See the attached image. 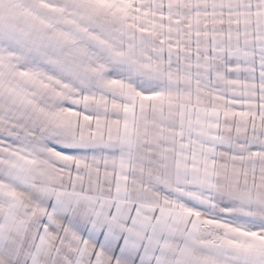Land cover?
<instances>
[{
  "label": "snow or ice",
  "instance_id": "snow-or-ice-1",
  "mask_svg": "<svg viewBox=\"0 0 264 264\" xmlns=\"http://www.w3.org/2000/svg\"><path fill=\"white\" fill-rule=\"evenodd\" d=\"M0 264H264V0H0Z\"/></svg>",
  "mask_w": 264,
  "mask_h": 264
}]
</instances>
